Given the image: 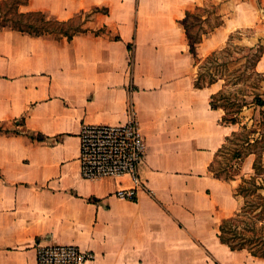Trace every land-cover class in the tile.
Masks as SVG:
<instances>
[{
  "label": "crops",
  "instance_id": "1",
  "mask_svg": "<svg viewBox=\"0 0 264 264\" xmlns=\"http://www.w3.org/2000/svg\"><path fill=\"white\" fill-rule=\"evenodd\" d=\"M202 3L30 0L22 12L60 22L108 5L105 32L55 40L0 30V127L16 129L0 133V264H38L40 245L93 252L88 264H264L218 237L240 209L235 188L245 174L226 182L210 171L238 126L211 107L220 83L194 85L179 21ZM216 5L221 25L199 55L221 49L235 31L259 30L264 18V0ZM256 35L254 45H264ZM132 115L146 140L136 201L116 196L133 187L129 177L88 181L80 164L85 125L124 124ZM254 157L246 159L251 171Z\"/></svg>",
  "mask_w": 264,
  "mask_h": 264
},
{
  "label": "trees",
  "instance_id": "2",
  "mask_svg": "<svg viewBox=\"0 0 264 264\" xmlns=\"http://www.w3.org/2000/svg\"><path fill=\"white\" fill-rule=\"evenodd\" d=\"M29 1L30 0H0V30L10 29L34 37H51L55 40H60L62 38H68L70 40L76 34L87 33V31L75 26L76 19L69 22H60L48 19L42 12H22L21 8L27 5ZM104 14H108V11ZM214 14L216 15V13ZM186 15L187 18H192L190 12H187ZM216 17L218 18L217 15ZM220 25L221 23L208 31L198 30L195 32V35H190L189 30L184 26L189 46V54L192 56L195 68L197 67L198 48ZM116 39L120 40V37ZM234 39L235 35L232 34L230 36V42ZM243 50H245V48ZM252 50V48H249L250 52H252ZM229 51L230 48L226 46L224 49L216 50L205 59H201L202 64L199 67L201 71L197 73L194 82L196 88L203 89L224 81L222 66L224 65V67H227L228 64L234 63L231 60L229 62H222L224 54ZM226 86L227 84L224 83L222 89L212 96L211 107L215 110L222 109L225 112L222 119L223 124L240 125L241 121L238 115L242 113L244 107L242 105L239 110H229L230 105L234 106L235 104L230 103L232 98L226 97ZM223 100H226L225 104ZM227 103L230 104L228 105ZM254 104L258 108H264V100L261 96H255ZM262 115L264 116V112H262ZM263 122L264 120L260 123ZM254 127L256 129L257 125L253 126V128ZM251 129L252 128L245 125L240 132H234L233 135L228 138L226 144L219 151L215 163L210 167V171L215 177L226 182L236 180L238 176H240L241 164L236 167L235 173H231V170L227 172L225 167L216 169L220 155L230 145L237 146V148L233 150L232 155L233 160H237V162H244L245 159L251 155L257 156L253 165L254 173L249 178L242 177L240 184L235 188V196L238 198L242 197L244 202L233 217L222 221L219 227L218 237L220 241L227 245L232 251L246 250L252 256L264 259V178H261V172L259 170L260 156L255 150V148L259 146L258 143L263 141L264 134H261L262 139L259 140V138H255L257 131ZM1 132L2 130L0 129V133ZM262 151H264V148Z\"/></svg>",
  "mask_w": 264,
  "mask_h": 264
},
{
  "label": "rangeland",
  "instance_id": "3",
  "mask_svg": "<svg viewBox=\"0 0 264 264\" xmlns=\"http://www.w3.org/2000/svg\"><path fill=\"white\" fill-rule=\"evenodd\" d=\"M217 3L218 0H203L202 5L197 4L195 6L189 7L186 13L190 12L192 14V18H187L186 13L185 15H182L179 21L182 29L184 30V26H186L190 32V35H195V32L198 30L208 31L217 26L220 23V20L214 14L216 13ZM96 8L97 10H94ZM108 8V5L90 7L85 11V14L80 19H76L75 26H78L87 32L100 33L101 30L105 32V30L102 29V14L108 11ZM260 23L261 25L259 26V30L254 28H246L240 29L230 34V36L232 34L235 35V39L230 42L229 36L225 44L222 46L221 49H224L226 46L230 48V51L224 54L222 62H229L231 60L234 63L228 64L227 67H224V65L222 66V75L224 81L219 82L222 86L224 83L227 84L226 97L230 99L232 98L230 103L235 104L234 106L230 105L229 110L236 111L240 109V106L243 105L244 107L242 113L238 115L241 123L240 125H237L238 130L236 132H240L243 126L246 125L249 128H252L251 130L257 131L255 138H259V140L262 139L261 134H264V122L260 123L262 120H264V116L262 115L264 108H258L254 104V99L255 96L258 95L264 100V90L262 89V84L264 82V72L260 71L262 70L264 63L259 66V63L264 57V45H262L263 43L261 40L256 46L254 45V42L256 41L255 38L257 33L261 38H264V18H262ZM244 48L245 50H243ZM249 48L253 49L252 52L249 51ZM209 54L210 53L208 49H203L200 55L198 53V60L196 62L197 67H194V62L192 63L194 82L197 77V73L201 71V68L199 69L200 65L202 64L201 59H205ZM223 103L225 104L226 100H223ZM230 103L227 104L229 105ZM255 125H257L256 129L255 127L253 128ZM0 129L10 133L16 131V129H13L11 125H5L3 128L0 127ZM258 144L259 146H257L255 150L260 156L259 170L261 172V178L263 179L264 151H262V149L264 148V138L263 141L259 142ZM235 148H237L235 145H230L227 147V149L220 155L216 169L225 167L227 172L231 170V173H235L236 167L241 164L240 176L243 173L245 175L242 177L249 178L254 173L253 170L251 171L252 166H250V164L252 165V161L247 162V158L241 163L237 162V160H233L232 155ZM254 156V159L257 158L256 155ZM240 202L241 204L244 202L242 197L240 198Z\"/></svg>",
  "mask_w": 264,
  "mask_h": 264
},
{
  "label": "built area",
  "instance_id": "4",
  "mask_svg": "<svg viewBox=\"0 0 264 264\" xmlns=\"http://www.w3.org/2000/svg\"><path fill=\"white\" fill-rule=\"evenodd\" d=\"M81 176L88 181L129 177L133 187L116 196L136 201L143 188L141 166L146 160V140L138 121L132 118L119 125H85L80 134ZM38 264H88L95 254L74 245L38 247Z\"/></svg>",
  "mask_w": 264,
  "mask_h": 264
}]
</instances>
